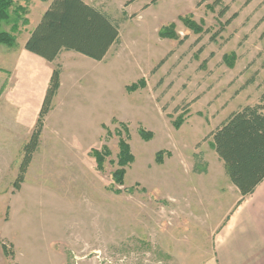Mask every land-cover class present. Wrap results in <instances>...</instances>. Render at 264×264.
I'll use <instances>...</instances> for the list:
<instances>
[{
	"label": "rangeland",
	"instance_id": "obj_1",
	"mask_svg": "<svg viewBox=\"0 0 264 264\" xmlns=\"http://www.w3.org/2000/svg\"><path fill=\"white\" fill-rule=\"evenodd\" d=\"M82 1L119 24L120 43L102 62L64 52L48 63L25 50L53 0H12L1 23L16 45H0L13 65L0 58V264H212L215 234L240 195L210 135L264 92V0ZM185 17L204 33L186 28ZM171 24L180 40L160 38ZM58 67L61 88L17 191L30 139L1 120L38 117ZM122 140L134 160L119 185ZM93 151L108 154L102 170Z\"/></svg>",
	"mask_w": 264,
	"mask_h": 264
},
{
	"label": "trees",
	"instance_id": "obj_2",
	"mask_svg": "<svg viewBox=\"0 0 264 264\" xmlns=\"http://www.w3.org/2000/svg\"><path fill=\"white\" fill-rule=\"evenodd\" d=\"M136 0H132L131 5ZM209 0H202L206 2ZM12 0H0V45L12 48L16 45V38L1 29V23L10 21ZM228 7L220 12L224 17ZM17 11L14 12L16 14ZM237 18L235 14L225 26ZM186 28L195 34H202L204 30L193 22L191 17L180 18ZM175 24L163 28L159 32L161 39L180 40L175 32ZM224 27L222 28V30ZM119 24L109 15L88 5L82 0H53L41 21L31 33L25 45V50L48 63H54L64 53H76L96 62H102L110 49L120 43ZM216 34L212 39L215 40ZM253 82H249L251 84ZM141 81L128 88L129 92H136L144 88ZM61 88V69L56 68L51 76L50 86L46 92L35 129L28 143L23 147V159L19 168L14 188L18 191L25 181V176L38 152L45 121L52 112L54 100ZM182 121L175 124L179 128ZM141 138L148 142L153 138L152 133L140 131ZM211 147L222 161L225 175L230 184L240 193L242 198L252 195L264 181V92L259 103L255 106H246L234 112L210 135ZM119 167L114 178L122 185L125 176V167L130 165L134 157L129 145L120 141ZM98 170H102L107 153L93 151ZM161 163V156L158 155ZM2 250L7 259H15L13 248L2 244ZM16 264V263H14Z\"/></svg>",
	"mask_w": 264,
	"mask_h": 264
},
{
	"label": "crops",
	"instance_id": "obj_3",
	"mask_svg": "<svg viewBox=\"0 0 264 264\" xmlns=\"http://www.w3.org/2000/svg\"><path fill=\"white\" fill-rule=\"evenodd\" d=\"M160 1L161 0H158L155 6H157ZM0 54V58L3 61L2 64L7 63L9 67L13 66L12 63H8V60L4 61L3 53ZM12 54L15 57H25V55H27L22 51L20 55L19 52L18 54L14 52ZM10 55L11 54H9V57ZM19 64L20 61L18 62V65ZM1 69L4 70L5 68L1 67ZM11 69L14 71L13 67ZM51 72L52 71H50V73ZM15 81L16 74L14 82ZM12 85L13 83L9 85V87ZM13 88L11 87L10 89ZM7 97H9V95H7ZM8 99H10L9 102L13 100L12 97ZM11 103L15 105L12 107L19 108L18 110L20 113L22 112L20 106H23V103L19 101H13ZM37 120L38 117L28 119L23 112L16 117L4 116L1 121L6 125V128L15 132L14 137L16 139L26 143L27 139H24V137L26 136L28 140L30 139ZM212 264H264V181L257 187L252 195L246 198H242L240 195V201L236 209L232 211L224 224L216 232L214 237V259Z\"/></svg>",
	"mask_w": 264,
	"mask_h": 264
}]
</instances>
